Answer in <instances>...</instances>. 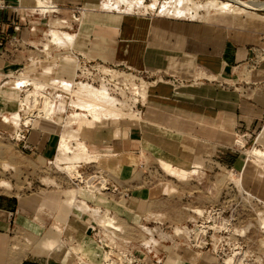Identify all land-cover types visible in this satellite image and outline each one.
<instances>
[{"label": "crops", "instance_id": "1", "mask_svg": "<svg viewBox=\"0 0 264 264\" xmlns=\"http://www.w3.org/2000/svg\"><path fill=\"white\" fill-rule=\"evenodd\" d=\"M2 1L9 8L0 12V28L30 48L0 50V81L2 73L37 65L40 77L48 79L53 74L49 70H54V76L59 75L53 76L55 79L71 81L75 63L68 59L67 65L60 59L69 58L70 52L90 62L121 65L132 72L160 78L148 96L150 102L142 109L141 121L103 120L97 136L95 131L91 135L94 141L88 139L99 155H111L117 160L118 176L109 181L118 191L127 193V199L131 200L135 193L134 199L154 195L143 182L148 179L146 174L135 177L143 165L142 154L156 161L158 167L159 162L183 169L209 164L234 167L242 170L240 178L251 172V160H243L241 150L251 140L253 146L256 142L264 148V62L253 65L264 52V15L237 14L223 23H207L158 13L130 14L114 4L110 6L106 0H51L61 8L60 16H69L71 9L80 8L83 17L71 34L70 46L50 43L52 56L44 58L36 54V48L49 32L51 20L33 13L34 0ZM14 25L20 27L19 33L12 30ZM31 57L39 60L31 63ZM53 58L51 67H41ZM168 84L181 86V90L174 91ZM11 110L14 113L16 109ZM5 115L8 117L9 112ZM0 127L23 156L42 162L55 158L62 134L60 124L35 120L22 142L14 139L17 129L12 124L0 121ZM253 192L263 203L264 178ZM17 213L15 201L0 195V264H15L12 245L16 230L22 229ZM117 213L121 215V210ZM84 215L69 222L68 239L82 246L87 254L95 252L97 258L100 249L90 232L94 221L89 216L83 219ZM19 264L58 263L54 259H23Z\"/></svg>", "mask_w": 264, "mask_h": 264}, {"label": "rangeland", "instance_id": "2", "mask_svg": "<svg viewBox=\"0 0 264 264\" xmlns=\"http://www.w3.org/2000/svg\"><path fill=\"white\" fill-rule=\"evenodd\" d=\"M106 1L110 6L114 4V6L119 7L118 10L130 14H157L160 6H166L169 0H143L145 6L133 11H126L124 3L120 0ZM208 1L211 0H190L189 3H180L178 7L180 10L183 8L182 11H186V9L191 10L190 12L195 11L201 17L186 19L200 20L207 23H223L228 18L241 14L238 12L219 16L211 13L206 14L200 5ZM251 1L264 2V0ZM153 3H155L154 10L148 7ZM190 3H192V6ZM191 7L192 9H190ZM256 14L264 15V11L256 12ZM61 18L66 20L68 16H62ZM53 21L52 28L48 29L49 32H46L39 42V47L36 48V54L44 58H48L50 54L52 56L51 44L61 45L63 48L69 47L67 41L72 39L70 33L64 32L65 30H58L62 24L60 20ZM52 31L62 33L61 38L63 39L61 42L52 43L50 34ZM60 59H63V62L67 65L70 64L68 60L70 58L67 56H60ZM37 60H39L37 57L30 58L31 63ZM54 60L55 58L47 59L45 61L47 63H44L41 67L45 65L51 67ZM39 67L37 65L24 71L16 70L15 73H2L4 76L0 81V115L3 114L2 120H4V117L9 120L10 117L16 115L19 102L21 104L22 101L23 83L15 80V78L25 80L31 85L32 83L44 84L52 80H58L55 78L59 75L57 74L55 77L54 70H49L53 74L48 79L38 76L37 69ZM115 70L124 71L120 68ZM142 79L146 87L145 101H143L145 107L150 102L148 96L152 94V88L160 78L146 75ZM168 85H171L174 91L181 90V86L176 84ZM206 87H209L208 83ZM94 88L97 87L94 86ZM110 89L113 88L110 87ZM108 92L110 94L114 92L113 97L123 103L119 107V113L127 114L130 112V108L135 105L136 101L134 99H137L136 96L130 91L128 93L119 83L115 85L113 91L109 90ZM78 99L89 102L87 97H77ZM66 102L69 103V100ZM11 109L16 110L11 113ZM5 112H9L11 116H4ZM75 112L66 107L61 108L56 122L62 125V120ZM97 112L98 114H94L97 115L94 116L95 123L105 120H100L103 111L97 110ZM122 117L125 116L122 115ZM118 118L120 117L116 115L113 120ZM86 120L88 119L82 122L86 126L83 124L82 127L78 128L76 126H64L62 133L72 131V137L85 142L91 154L101 156L96 148H93L94 144L90 145L88 140L89 138L92 139L91 135L94 131L100 130V124L93 125L95 127L90 131H85L83 127L90 126ZM95 136H97V132ZM253 141L248 142L245 148L241 150L244 154L242 155L243 160L247 159V153L251 148H261L256 142L253 146ZM238 142L242 143L241 141ZM240 143L238 144L242 145ZM55 160L56 155L49 162L37 161L23 156L7 134L0 132V184H4L0 186V195L15 201L18 209L16 216L19 218L23 229L19 228L14 235L12 248L15 264H19L23 259L26 262L54 259L58 264H103V261L109 260L107 257H102V253L95 245L94 247L98 251L97 258L95 252L87 254L82 246L68 239L70 236L69 222L81 214H86L83 219H87V216H89L102 229L100 234H103L104 239H107L111 245L134 250L146 262L145 264H187V258L197 259L195 264H226L229 257L233 258L234 264H264V232L259 228V221L262 218L260 215L264 213V209L261 204L256 202L255 198L259 199L253 192L260 179L264 178V162L260 164L250 161L249 164L252 166V170L248 175L243 174L242 178H240L242 170L238 168L215 167L210 164L200 165V169H195L194 173L181 181L165 175L157 166L156 161H151L142 154L141 161L143 165L140 167V172L136 171L135 177H138L140 173L146 174L148 179L143 182L147 187L152 188L154 195L149 199H134L137 196L135 193L132 195L133 198L129 200L118 198V195L111 193L109 178L118 176L114 168L106 170L99 163H80L77 166L75 165L74 172H76L70 175L66 170L58 168L55 165ZM137 165L138 163L134 164L135 167ZM133 169L135 173L136 169ZM186 169L191 170L190 166H187ZM237 178L241 180L240 184L243 190L254 199L241 192L233 182ZM88 179L91 180L93 185H96V188L102 187L106 190L97 191L95 189L93 192H88V188L83 183ZM106 184H109V186L105 187ZM87 207L97 208V213L87 209ZM120 207L126 210L123 211ZM101 208L106 209V211H113L114 217L111 218L106 213H102ZM119 209L121 215L117 213ZM194 210H201L202 216L195 215ZM207 213L209 214L206 215ZM92 214L96 216H92ZM105 216L111 219L113 228L118 229L114 231L119 233L109 234L107 228L101 227L97 223V220L101 218L107 219ZM209 221L211 223L216 222L218 228L213 232L208 231L206 234L207 249L199 252L191 246L193 245L192 237L189 236V233L187 234V231L192 226L200 225L201 222L207 224ZM177 231L180 233H176ZM235 231L237 233H234ZM210 236L212 241L208 239ZM79 247L81 253L87 257L83 261L78 259V255L76 256ZM200 254H203L202 259L199 257Z\"/></svg>", "mask_w": 264, "mask_h": 264}, {"label": "built area", "instance_id": "3", "mask_svg": "<svg viewBox=\"0 0 264 264\" xmlns=\"http://www.w3.org/2000/svg\"><path fill=\"white\" fill-rule=\"evenodd\" d=\"M35 3L37 1H42L43 3H46V0H34ZM51 0H49V4H46L45 7L37 8V5L35 6L33 13L41 18H46L47 21L51 20L50 28H52L53 20H60L61 21V27L58 28L59 31H63L73 34L75 31L79 28L82 20L83 10L80 8H73L70 10V14L66 20L61 18V8L58 7L55 4H50ZM2 0H0V12H4L8 9ZM53 21V22H52ZM55 25V24H54ZM49 28V27H48ZM49 28V29H50ZM12 30L15 33H19L20 27L18 25H14ZM32 31V29H30ZM21 48H30V45H27L16 37H10L6 35L2 29L0 28V50L3 52L5 49L8 50H21ZM1 53V52H0ZM69 58L75 63V72H74V78L71 81L66 80H52L48 83L39 84L38 89H36L35 97L29 96L30 92L33 90V86L31 84L23 85L21 94L22 101L21 102H28L30 108L28 109L27 106H25L24 110L22 109V106L18 105L17 113L21 116V122L19 121L17 124H14L12 121L8 122L12 124L16 129L17 133L14 135V139L16 141L22 142L25 138V133L29 130L31 124L35 120H42L43 119V112H41L42 107L45 106V103H48L52 107H58V105H62L63 107H66L67 109L75 112L79 110H75L73 108H70L71 102L75 101L76 98L72 94L74 89H76V84H82L85 87L97 90V91H103V93L110 98L111 100H114V104L117 108L123 105L122 102L116 99V97H113L114 92L111 94L108 92L113 91L115 88V85L118 83L121 87H123L125 90L129 91L136 96L137 99H134L135 105L130 108V112L127 114L121 113L125 117H120L118 120H129V121H135L139 122L141 121L140 118H142V109L144 108L143 101H145L141 96L142 86L145 84L142 77L146 74L142 73H136L132 72L129 69H126L125 67L121 65H115V66H107L103 63H96V62H90L87 61L84 57L77 55L75 53L70 52ZM264 62V52L261 53V56L256 58L253 62V65L260 64ZM116 68H120L124 71H118L115 70ZM135 74V75H133ZM139 77V78H138ZM97 87V88H94ZM126 86V87H125ZM112 87L113 89H110ZM99 88V89H98ZM109 88V89H108ZM72 92V93H71ZM112 95V96H111ZM121 98V97H119ZM140 99V100H138ZM69 100V103L66 101ZM139 104H138V102ZM61 103V104H60ZM120 109V108H119ZM59 115V113L57 114ZM9 117V115H7ZM55 117V115H52ZM44 120V119H43ZM1 122H3L2 119H0ZM26 121H28L26 123ZM109 186V184H106L105 187ZM111 193H114L119 196V198L127 199V193L118 191V189L111 185ZM106 188H100V191H105ZM257 203L262 205V208L264 209V205L262 202H259L256 200ZM102 213H106L108 217L113 218V214L109 211L100 209ZM208 215V213L206 214ZM200 228L203 226H206L204 222L199 223ZM197 226V225H196ZM196 226H192L190 230L187 231L189 233V236L191 235L193 245H191L195 250H198L199 252H202L207 249L208 243L206 234L208 231L213 232L215 229L208 228L205 229V233H198L196 232ZM109 230V234L112 233H119L117 231L112 230L111 228H107ZM100 229L95 222L90 226V232L94 236L95 241L99 249L101 250L102 257H107L109 260L103 261V264H145L144 260L141 258V256H138L136 252L132 249L122 248V247H116L110 244V242L107 239H104V235L100 234ZM107 231V230H105ZM177 231L176 233H178ZM180 233V232H179ZM214 234V233H213ZM97 238V239H96ZM210 241H212L211 236L208 237ZM143 255V254H141ZM203 255V254H202ZM200 254V259L203 257Z\"/></svg>", "mask_w": 264, "mask_h": 264}, {"label": "bare ground", "instance_id": "4", "mask_svg": "<svg viewBox=\"0 0 264 264\" xmlns=\"http://www.w3.org/2000/svg\"><path fill=\"white\" fill-rule=\"evenodd\" d=\"M120 1L124 3V7H125L126 11L138 10V9L143 8L145 6V5H143V0H120ZM186 2L189 3L190 0H169V1H167L166 6L165 5L163 7L160 6L158 14L160 16L171 17V18L172 17H175V18L185 17V18H191V19L201 18L198 15V13L195 11L190 12L191 10H188V9H186V11H182L183 8L181 10L179 9V7H178V6H180L179 4L180 3H186ZM46 4H49V0H46V3H43L42 1H37L35 3V5H37V8L45 7ZM50 4H52V3H50ZM190 4L192 6V3H190ZM148 7L150 9L154 10L155 9V3L149 5ZM194 7L196 9L195 5H194ZM200 7L203 11L206 12V14L211 13V14H216V15H229V14H232L235 12H238L241 14H249V13L264 11V2H255V1H251V0H219V1L218 0H211V1H208L207 3H205L203 5H200ZM190 9H192V7ZM50 34L52 37V39H51L52 43H59L63 39V38H61L62 33H59L57 31H52ZM71 41H72V39H68V41H67L69 46L71 44ZM15 80H19L20 82L23 83V85L28 84V82H26L25 80H22L20 78H17V79L15 78ZM38 85H39L38 83H32L33 90L30 92L29 96L35 97V92H36V89H38ZM75 86H76V89L72 90L73 93L72 92L71 93L75 96L76 100L71 102L70 108H73V109L79 110V111H76L75 113H71L70 115L66 116L62 120V125H60L61 129H63L62 132L64 131V126H67V127L76 126L77 128L82 127V124H83L82 122L85 119H88L86 121L90 126L87 128L83 127V129L85 131H90L93 127L100 124V122L95 123V120H94L95 119L94 116L95 117L97 116L94 114H96V113L98 114L97 110L103 111L102 117H100V120L101 119L113 120V119H115L116 115H118V117L122 116V114L119 113V108L116 107L118 105L115 106V104H114L115 101L108 98L103 93V91H97V90L85 87L82 84H76ZM9 95L12 96V94H10V93H9ZM145 95H146V87L144 84L142 86V91H141V96L143 99H144ZM77 97H82V98L87 97L88 98L87 100H89V102H87V101L83 102V101H80V99L77 100ZM19 105L22 106L23 110H24L25 106H27L28 109L30 108L28 102H21V104L19 102ZM61 108H63L62 105H58V107H55V106L52 107L48 103H45V106H43L42 110H41V112H43V119L46 121H50V122H56V119L59 118V117H57L58 116L57 114ZM52 115H55V117H53ZM10 116L11 115H9V117ZM21 120L22 119H21L20 114L16 113V115H13L12 117H10L9 120H7L4 117L3 121H5L6 124L8 122H11V121L14 124H17L19 121L21 122ZM140 120H142V118H140ZM27 122L28 121H26V123ZM93 125H95V126H93ZM84 126H86V125H84ZM247 157L252 162L260 163V164L263 163L264 162V148L258 149V148L253 147L252 149H250L248 151ZM80 163H99L100 166L106 170L113 169V168L116 170L117 165H118L117 160L114 159V157L111 155L102 157V156L91 154L89 152V149L86 146L85 142H83L82 140L81 141L76 140L72 137V131L68 132V133L60 134L58 144L56 147L55 165L60 169L66 170L70 175L71 174L73 175V172L75 170L74 169L75 165L77 166ZM62 166H64V168H62ZM159 167L164 171L165 175H168L171 178H174L176 180H181V181L187 179L188 175H190L191 173H194L196 171L195 170L196 168H194L193 170L192 169L187 170V169H183V168H177L176 166L167 164L166 162H159ZM199 168H200V166H199ZM233 182L239 187V189L241 190L242 193H244L249 198H253L243 190V188L241 187V184H240L241 180L239 178H237L236 180H233ZM83 183L85 184V187L88 188V192H93V191H95V189H97V191L100 190V188H96V185H93L91 183L90 179L83 181ZM1 185H4V184H0V186ZM101 186H103V185H101ZM255 200H257V199H255ZM257 201H259V200H257ZM259 202H261V201H259ZM87 209L93 211L94 213H97L96 212L97 208L91 209V208L87 207ZM194 213L198 217L202 216V214H203L201 210H194ZM263 214L264 213H262L260 215L262 218H260V221H259V228H260V230H262L264 232V216H263ZM92 216H96V215L92 214ZM216 222H217V219H216ZM216 222L211 223V221H209L208 226H203L201 228L199 225H197L196 226V232L203 234V233H205V229H208V228L217 229L218 227L216 226L217 224H215ZM97 223L99 225H101V227L111 228L113 230L117 229L115 227L113 228V224H112V221L110 218H107L105 220L101 218V219L97 220ZM222 227H224V226H222ZM234 233H237V231H235ZM238 235H240V234H238ZM77 255L79 256L78 259H80L81 261H83L84 259H87V257L81 253L80 247L78 250V254L76 253V256ZM196 260L197 259L187 258V260H186L187 262L186 261L185 262L187 264H195ZM232 262H233V258L229 257L228 260L226 261V264H232ZM238 262H236V263H238ZM234 263L235 262H233V264Z\"/></svg>", "mask_w": 264, "mask_h": 264}]
</instances>
